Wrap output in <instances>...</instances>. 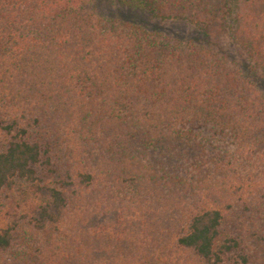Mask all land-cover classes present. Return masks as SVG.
<instances>
[{
  "label": "trees",
  "instance_id": "1",
  "mask_svg": "<svg viewBox=\"0 0 264 264\" xmlns=\"http://www.w3.org/2000/svg\"><path fill=\"white\" fill-rule=\"evenodd\" d=\"M94 1L0 0V189L67 159L0 264H264V0Z\"/></svg>",
  "mask_w": 264,
  "mask_h": 264
},
{
  "label": "rangeland",
  "instance_id": "2",
  "mask_svg": "<svg viewBox=\"0 0 264 264\" xmlns=\"http://www.w3.org/2000/svg\"><path fill=\"white\" fill-rule=\"evenodd\" d=\"M93 4L101 14L131 19L144 25L148 29L161 31L163 34L173 38L191 39L193 41L202 38L200 30L190 22L177 19L155 18L144 10L132 9L128 5L110 0H95ZM221 47L229 58L234 61H240L239 53L236 51V48L224 37L221 40ZM244 71L245 73L249 72L248 67L245 65ZM249 76L254 85L260 91L264 92V76L261 72L254 70L249 72ZM4 139L3 136H0V145L5 141ZM55 150L51 163L48 165L42 163L41 166L37 168V173L33 180L18 178L11 188L0 189V226H7L14 220L20 222L22 218L28 219L29 216L34 215L33 209L39 203L37 197L44 191L43 187L55 184L56 179H59L58 177H60L66 169L67 159L65 160V156L58 153L57 150L55 152ZM261 173L262 172H258L260 176ZM232 255L234 258L223 254L221 261L214 262L215 264H236L235 260L238 261L239 257L236 253ZM256 256H258V254Z\"/></svg>",
  "mask_w": 264,
  "mask_h": 264
}]
</instances>
